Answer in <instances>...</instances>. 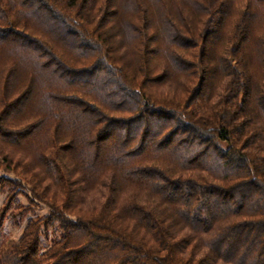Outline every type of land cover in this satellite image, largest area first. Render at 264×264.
I'll list each match as a JSON object with an SVG mask.
<instances>
[{
	"label": "trees",
	"instance_id": "trees-1",
	"mask_svg": "<svg viewBox=\"0 0 264 264\" xmlns=\"http://www.w3.org/2000/svg\"><path fill=\"white\" fill-rule=\"evenodd\" d=\"M0 171V264H264V0H0Z\"/></svg>",
	"mask_w": 264,
	"mask_h": 264
},
{
	"label": "rangeland",
	"instance_id": "rangeland-1",
	"mask_svg": "<svg viewBox=\"0 0 264 264\" xmlns=\"http://www.w3.org/2000/svg\"><path fill=\"white\" fill-rule=\"evenodd\" d=\"M161 40H162L163 44H166V40L163 36L161 37ZM5 61H8V60H5ZM9 61H12V59L11 60L9 59ZM14 151H16V154H18V155H26V154L29 155V154H31V151L28 148H25V146L18 147L16 149H14ZM1 175H3V172L0 171V176ZM5 197H6L5 193H0V207H2V204L4 202ZM20 201L22 203L27 204V201H26L25 197H23V196H20ZM40 213L41 212H38V214H40ZM5 225H6L5 226L6 235L8 236V238H13V239L17 240L21 236L23 229H24V226L16 227V226H14L12 221H7L5 223Z\"/></svg>",
	"mask_w": 264,
	"mask_h": 264
}]
</instances>
